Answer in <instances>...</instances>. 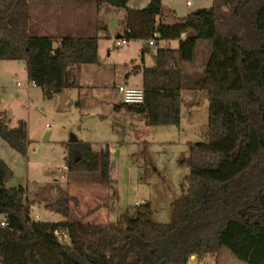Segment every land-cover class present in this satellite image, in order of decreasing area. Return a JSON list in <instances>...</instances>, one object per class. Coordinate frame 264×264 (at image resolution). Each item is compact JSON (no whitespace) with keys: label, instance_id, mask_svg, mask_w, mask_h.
Wrapping results in <instances>:
<instances>
[{"label":"trees","instance_id":"obj_1","mask_svg":"<svg viewBox=\"0 0 264 264\" xmlns=\"http://www.w3.org/2000/svg\"><path fill=\"white\" fill-rule=\"evenodd\" d=\"M30 1L0 0V61L24 62L29 81L53 99L79 88L80 67L99 62V40L66 37L56 45L53 37L30 36ZM129 1L108 0L127 9L120 38L180 44L159 49L153 67L133 70L142 73L145 102H122L115 110L141 115L147 126H180L183 90L208 94L210 140L190 147L188 189L173 202L170 223H155L149 203L116 222L81 223L71 218L72 198L46 207L62 220L35 221L27 190L6 186L13 172L0 157L1 264H186L222 249L242 263L264 264V0H213L210 9L183 18L162 0H149L143 9H130ZM199 41L212 55L204 76L191 80L183 65L193 63ZM0 137L27 155L26 122L11 128L0 114ZM69 147V171L99 173L102 184L112 185L108 148ZM57 230L68 239L57 238Z\"/></svg>","mask_w":264,"mask_h":264},{"label":"rangeland","instance_id":"obj_2","mask_svg":"<svg viewBox=\"0 0 264 264\" xmlns=\"http://www.w3.org/2000/svg\"><path fill=\"white\" fill-rule=\"evenodd\" d=\"M187 1L162 0L164 8L179 18L213 6V0H191L193 6H187ZM35 3L40 1L29 2L31 7ZM83 4L84 13L72 15L68 23L93 29L97 15V31L89 36L99 40L100 59L95 65L80 67L76 79L79 88L48 99L40 88L18 87L29 82L24 62L0 61V114L11 128L20 121L28 126L27 155L19 154L0 137V157L13 172L6 186L24 187L28 207L34 206L45 222L62 220L46 209L48 205L72 198L71 218L81 223L102 224L106 219L111 223L114 213L120 217L146 203L151 205L155 223H170L173 202L189 186L190 147L210 140L208 94L183 90L180 126H147L141 115L126 109L116 111L122 104L120 86H143V76L133 70L153 67L159 49H178L180 41L152 39L155 45L151 46L152 40H131L118 46L127 9L114 8L108 0H83ZM41 12L38 7L31 12L34 34L43 32L40 27L44 29ZM211 55L208 44L199 41L193 63L183 65L186 77L202 78ZM73 137L78 141L72 143ZM78 142L97 152L113 150L111 186L100 182L99 173L67 169L69 146ZM197 259L199 264H245L228 249Z\"/></svg>","mask_w":264,"mask_h":264},{"label":"crops","instance_id":"obj_3","mask_svg":"<svg viewBox=\"0 0 264 264\" xmlns=\"http://www.w3.org/2000/svg\"><path fill=\"white\" fill-rule=\"evenodd\" d=\"M132 2L135 3L134 6H132ZM83 5H84L83 0H58L54 2H40V3H35L33 7H31L29 4L30 17H32L31 15L32 9L36 7H38L39 10L42 9V11H44L40 13V16L42 17L39 18V20L44 23L43 24L44 29H41L40 27L39 31H43V32L39 34L38 33L34 34L32 31V27L34 28V25H32L31 22L29 21L30 36L53 37L57 39L58 44H60L61 40L66 37H71V38L92 37L89 35H92L91 33H95L97 31L96 24L98 23V17L96 14L94 18V28L93 29L91 27L88 28L84 25H82L81 27L79 25L77 26L76 23L74 25H69L68 23L72 20L71 19L72 15L77 16L78 13H81V14L84 13ZM148 5H149V0H130L128 3V7L130 9H143ZM99 56H100V46H99ZM138 74L142 75L141 72H139ZM182 109H183V105H182ZM111 153H113V150H111ZM107 218L110 219V217H107ZM118 218H119V215L118 214L116 215V213H114L113 220H110V222L111 223L116 222ZM101 222L102 224L103 223L107 224L108 220L106 219L105 221H101Z\"/></svg>","mask_w":264,"mask_h":264},{"label":"built area","instance_id":"obj_4","mask_svg":"<svg viewBox=\"0 0 264 264\" xmlns=\"http://www.w3.org/2000/svg\"><path fill=\"white\" fill-rule=\"evenodd\" d=\"M191 0L187 1V6H192ZM128 42L121 38L118 40V46H122L127 44ZM150 45L153 46L155 43L153 41L150 42ZM18 87H28V88H38L35 82L29 81L26 84H18ZM119 93L122 98V102L129 104V105H142L145 102V91L142 88H129L127 86H120L119 87ZM30 216L35 221H40V216L36 213V208L34 206L29 207ZM4 225V224H3ZM54 235L59 238L60 240H67L68 234L66 232L62 231H55ZM198 257L192 256L188 263L186 264H199L198 263Z\"/></svg>","mask_w":264,"mask_h":264},{"label":"water","instance_id":"obj_5","mask_svg":"<svg viewBox=\"0 0 264 264\" xmlns=\"http://www.w3.org/2000/svg\"><path fill=\"white\" fill-rule=\"evenodd\" d=\"M77 141H78V140H77L75 137H73L72 140H71L72 143H75V142H77Z\"/></svg>","mask_w":264,"mask_h":264}]
</instances>
